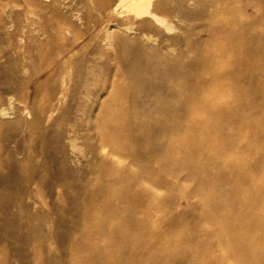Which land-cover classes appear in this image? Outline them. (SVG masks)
<instances>
[{
  "label": "bare ground",
  "instance_id": "bare-ground-1",
  "mask_svg": "<svg viewBox=\"0 0 264 264\" xmlns=\"http://www.w3.org/2000/svg\"><path fill=\"white\" fill-rule=\"evenodd\" d=\"M88 1L100 13L86 27L89 34L103 23V0ZM152 1L117 0L104 13L112 19L124 9L149 19L138 28L110 20L99 38L118 62L119 77L108 83L93 118L103 151L99 186L85 187V199L73 201V233L61 237L69 246L61 253L64 264H264V0H174L175 13L173 0ZM24 2L26 14L37 18L29 8L35 1ZM209 7L217 10L199 12ZM169 11L190 21L196 35L209 31L204 48L202 40L194 44L199 49L189 64L180 62L182 54L170 59L187 35L172 37V45H146L154 24L170 30L159 15ZM51 13L56 24L31 32L60 38L73 32L58 10ZM31 49L25 45L23 52ZM77 72L85 75L77 73L82 86L94 76L89 66ZM55 108L51 104L49 114ZM134 185L139 191L133 194ZM187 186L197 212L169 221L157 214L161 192ZM20 249V264H28L30 250ZM32 253L33 264L50 263L39 249Z\"/></svg>",
  "mask_w": 264,
  "mask_h": 264
},
{
  "label": "rangeland",
  "instance_id": "rangeland-1",
  "mask_svg": "<svg viewBox=\"0 0 264 264\" xmlns=\"http://www.w3.org/2000/svg\"><path fill=\"white\" fill-rule=\"evenodd\" d=\"M34 1L35 6L29 8L39 13L37 18L26 14L28 6L24 0H0V105L5 109V116L0 117V262L20 264L23 253L20 248L24 247L30 250L29 254L39 249L42 261L51 259L44 264H64L62 250L69 246L61 237L73 233L70 227L76 217L73 201L85 199V187L94 190L99 186L103 151L92 128L93 118L108 95V83L119 77L118 62L106 47L99 45V38L110 20L138 28L139 23L149 18H134L120 9L124 14H115V18L109 19L104 13L117 0H103V23L88 34L86 27L100 14L94 3ZM173 1H169L170 11L175 13L177 7ZM48 5L50 8L45 9ZM51 9L58 10L71 22V34L60 38L52 32L40 36L31 32L37 26L47 28L58 22ZM216 10L209 7L199 12ZM170 11L159 13L165 17L170 30L154 24L158 34L150 28L146 32L150 36L146 45H172V37L187 35L179 44L174 43L176 54L167 56L179 59L182 54L180 62L189 64L199 49L194 44L202 40L204 48L210 38L209 31L202 33L203 36L196 35L190 21H180ZM215 25L217 21H210L211 28H216ZM25 45L33 51L24 53ZM88 66L94 76L89 75L88 83L82 86L77 70ZM124 82L125 86L134 85L132 80ZM61 85L59 100L51 102ZM226 100L222 98L219 104L226 106ZM51 104L56 108L49 114ZM190 189L191 186L172 187L161 192V210L157 214L167 216L165 220L169 221L170 215L197 212V199L187 195ZM137 191L139 187L134 185L133 194ZM29 254L26 260L33 264L34 255Z\"/></svg>",
  "mask_w": 264,
  "mask_h": 264
}]
</instances>
